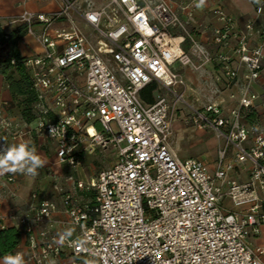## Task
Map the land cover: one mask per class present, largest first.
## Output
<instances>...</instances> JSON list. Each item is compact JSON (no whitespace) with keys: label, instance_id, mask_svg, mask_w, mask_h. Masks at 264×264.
Returning a JSON list of instances; mask_svg holds the SVG:
<instances>
[{"label":"built area","instance_id":"2783aa9c","mask_svg":"<svg viewBox=\"0 0 264 264\" xmlns=\"http://www.w3.org/2000/svg\"><path fill=\"white\" fill-rule=\"evenodd\" d=\"M60 2L55 11L24 9L1 24L27 25L36 44L24 61L38 93L34 130L56 142L58 161L73 170L69 180L91 198L67 192L60 202L44 199L30 212L12 213L29 237L24 263L65 257L67 264H264V245L249 239L264 229V128L259 114L253 123L245 119L259 99L253 86L264 70V25L253 46L254 21L234 31L230 17L214 8L222 25L211 53L167 0ZM255 12L264 15V0ZM231 35L236 48L220 51ZM235 58L247 69L238 105L192 106L187 81L173 65L197 70L216 61L232 84L239 77L230 66ZM153 82L161 91L148 104L140 93ZM181 104L195 128L215 134L213 162L182 158L171 147ZM31 132L0 114V153L11 141L28 145ZM98 148L116 150L115 162L77 178L82 157ZM242 170L245 180L236 177ZM59 211L62 220L54 218ZM66 227L75 232L61 243Z\"/></svg>","mask_w":264,"mask_h":264},{"label":"crops","instance_id":"0c3cea01","mask_svg":"<svg viewBox=\"0 0 264 264\" xmlns=\"http://www.w3.org/2000/svg\"><path fill=\"white\" fill-rule=\"evenodd\" d=\"M167 1L171 7L179 13L181 19L187 22L188 25L190 24V29L196 39L211 53L218 48L215 47V44L213 43L214 30L222 25V22L212 11L216 7H221L228 17H230L234 31L241 30L249 21H254L255 32L252 36V45L256 46L262 40L264 15H257L255 12V5L258 0H205L204 5L199 8L197 7L199 0ZM8 2L13 3V1ZM48 5L52 6L48 10L27 9L32 11L52 12L60 7L58 4L54 6L49 3ZM2 11L3 10L0 7L1 23ZM3 26L7 31H11L15 28L13 25L8 24H4ZM227 42V45L221 47L220 51L224 53H232L237 46V39L235 36L231 35ZM33 48H36V44L29 36H26L20 43V49L24 56L31 54ZM183 48L188 52H192L188 42L183 43ZM195 60L197 62L199 61L198 58H195ZM173 66L184 75L187 81L188 87L190 88L187 95H194L196 93L195 100L197 102L200 100L197 93H199V91H207V96L215 94L221 98V101L225 100L223 96L229 93L226 103L224 106L221 105L226 111L238 105L247 69L239 64L237 58L230 62V66L237 68L239 71L237 81L232 84L226 82L223 77V65L216 61L207 63L197 70L188 66H183L179 62H176ZM253 89L259 94V99L255 104V110L259 114V124L264 128V70L260 80L254 84ZM0 114H2L3 118L10 121L14 126H18L25 130H32L31 135L28 138V147L35 148L36 153L45 161L44 166L37 170L38 174L35 176L21 173H7L0 175V215L4 217V223L7 226L15 225L10 218L12 213L21 215L30 212L33 207L44 199H53L60 202L64 193L67 192H77L82 201L91 198L90 193L76 189L74 183L69 180V175L73 170L68 165L61 164L58 161L56 142L45 134L35 131V121L32 123H26L21 118L18 107L12 104L11 93L6 86L2 75H0ZM173 135L170 138V145L180 156V152L176 150L173 144ZM10 144L13 145L19 143L11 141ZM94 155H96V152L87 153L82 157V167L75 171L77 178L86 180L91 175L98 172L95 166ZM216 157L217 148L215 149V152L213 154L211 153V155L205 160L213 162ZM114 162L115 160L112 164ZM12 175L16 177V181L8 180V177ZM236 177L240 180H245L248 178V173L245 170H242L236 174ZM54 218L62 220L65 218V214L62 211H59L55 214ZM57 227H61L60 224H58ZM66 229L71 230L72 233L75 232V229H72L71 227H66ZM249 239L253 244L264 245V229L259 236H251ZM17 252L22 253L24 258L31 252L27 233H22L21 243ZM68 261L67 258L60 257L53 259L48 264H67ZM0 264H3V259H0ZM24 264L36 263L26 262Z\"/></svg>","mask_w":264,"mask_h":264},{"label":"trees","instance_id":"16d2710c","mask_svg":"<svg viewBox=\"0 0 264 264\" xmlns=\"http://www.w3.org/2000/svg\"><path fill=\"white\" fill-rule=\"evenodd\" d=\"M27 36V25L21 24L7 31L0 22V75L4 77L11 96L12 104L17 106L20 116L26 123H32L38 118V93L33 86L29 71L25 67V56L20 49V43ZM13 60L15 61L13 63ZM155 82L148 84L140 93L144 102L151 104L156 101L160 92ZM258 113L254 109L245 111V119L255 122ZM22 230L17 226L0 228V259L6 254H15L21 243Z\"/></svg>","mask_w":264,"mask_h":264},{"label":"rangeland","instance_id":"374dc122","mask_svg":"<svg viewBox=\"0 0 264 264\" xmlns=\"http://www.w3.org/2000/svg\"><path fill=\"white\" fill-rule=\"evenodd\" d=\"M0 7L3 10L2 21L7 19H12L16 17L24 9H43L48 10L50 7L48 4L60 6V0H0ZM13 1V3L8 2ZM101 1H95L96 5H99ZM189 29L190 24L188 25ZM191 30V29H190ZM24 40V39H23ZM22 40V41H23ZM25 45V44H24ZM23 45V46H24ZM26 47V45H25ZM35 48H33L34 50ZM182 65V64H181ZM189 67V66H188ZM192 68V67H191ZM194 69V68H193ZM166 93V91H164ZM207 92V91H206ZM205 91L197 93L200 100L197 102L195 100L196 93L194 95H187V101L192 106H202L203 104L213 103L224 106L227 101L229 93L225 94L223 98L225 100L221 101V98L215 94L206 95ZM169 96V95H168ZM171 98V97H170ZM181 109L179 115L176 118L174 125V135L173 144L178 152H180V157H199L206 159L211 153L215 152L217 148V138L212 131L209 130H199L195 128L189 122L190 109L181 104ZM117 158V151L114 149L103 150L98 148L96 155H94L95 166L98 171L108 168L114 160Z\"/></svg>","mask_w":264,"mask_h":264},{"label":"clouds","instance_id":"9594fccd","mask_svg":"<svg viewBox=\"0 0 264 264\" xmlns=\"http://www.w3.org/2000/svg\"><path fill=\"white\" fill-rule=\"evenodd\" d=\"M205 0H199L197 7H202ZM54 129L51 130V132ZM45 161L36 153L35 148H29L27 144H13L0 153V175L7 173H21L28 175H37V170L43 167ZM72 235V231L68 230L60 236V242L63 243L67 237ZM78 250L82 244H78ZM3 264H24L22 253L6 254L3 257Z\"/></svg>","mask_w":264,"mask_h":264}]
</instances>
